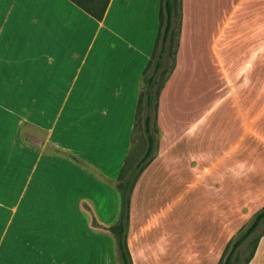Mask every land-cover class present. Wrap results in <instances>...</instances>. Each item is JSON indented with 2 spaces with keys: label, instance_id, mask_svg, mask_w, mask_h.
I'll return each instance as SVG.
<instances>
[{
  "label": "crops",
  "instance_id": "crops-1",
  "mask_svg": "<svg viewBox=\"0 0 264 264\" xmlns=\"http://www.w3.org/2000/svg\"><path fill=\"white\" fill-rule=\"evenodd\" d=\"M67 1L0 0V208L9 214L0 264H119L107 228L118 219L116 184L132 152L142 84L131 136H114L108 79L89 91L101 94L95 102L69 108L92 110L83 128L90 135L72 134L79 112L62 118L67 101L59 100L67 60L60 45L79 25L66 19ZM114 1L100 26L109 28ZM182 8L156 155L130 199L133 264H216L227 220L238 221L241 206H264V0H183ZM20 60L27 71L15 73ZM119 87L130 93L131 81ZM248 264H264V236Z\"/></svg>",
  "mask_w": 264,
  "mask_h": 264
},
{
  "label": "rangeland",
  "instance_id": "rangeland-1",
  "mask_svg": "<svg viewBox=\"0 0 264 264\" xmlns=\"http://www.w3.org/2000/svg\"><path fill=\"white\" fill-rule=\"evenodd\" d=\"M155 2L157 0H115L109 17L105 21L109 28H105L100 26L98 20L67 1L69 7L66 9L65 17L70 22L79 23V25L71 29L67 28L65 44L60 45V50L65 53L67 60L63 72V76L65 75L64 92L59 94V100L62 102L65 99L67 101L65 116L62 118H66L69 111L79 112L77 114L79 125L74 131L72 130L73 135L82 132L90 135L88 127L86 130L83 128H86L87 117L92 110H69V108L73 102L81 105V107L88 100L95 102L101 94L96 93L94 95V92L89 91L95 88L99 90L100 82L108 79L112 84V98L107 93L106 100L111 101L112 106L110 105L111 107L108 106L105 109L112 108L110 110H112L114 136H131L133 108L140 91L141 74L146 65L144 56L153 53L159 27L160 3L158 6L156 3L155 6ZM144 4L147 5L148 10L142 13L139 9ZM176 41L175 37L171 46L172 49L169 50V61L165 72L169 71L172 66V55ZM33 47V54H40V50L35 48L38 46ZM226 51L233 53V45H227ZM76 55L82 56V58L87 55L86 63L82 64L81 58H75ZM32 67L33 69L41 68V63H34ZM19 70L27 71L23 69L21 60L14 72H19ZM32 79L33 82H37L39 78L34 76ZM61 80L63 81V77ZM13 81L14 85H18V77H14ZM128 81H131L132 90L130 93H124L125 91H121L119 85H124ZM0 84L4 83L0 81ZM39 84H41L40 80ZM33 96L40 101L41 93L34 92ZM51 102L53 103V101ZM97 111L100 112V110ZM138 115L133 148L126 169L129 166H135L143 158L147 149V139L143 126L144 107L139 110ZM152 124L153 135L157 139L158 131L155 123ZM116 174L117 172L114 175ZM241 208H243L242 216L238 221L227 220L226 246L232 238L238 235L241 229L250 224L253 215L262 206H254L252 210H249L248 206H241ZM253 211L255 212L253 213ZM8 217L7 211L0 208L1 228L5 227ZM197 223L195 221V225ZM262 234H264V222L249 241L240 247L237 255L238 260L234 264H244L253 249L254 240ZM219 261L216 264H219Z\"/></svg>",
  "mask_w": 264,
  "mask_h": 264
},
{
  "label": "trees",
  "instance_id": "trees-1",
  "mask_svg": "<svg viewBox=\"0 0 264 264\" xmlns=\"http://www.w3.org/2000/svg\"><path fill=\"white\" fill-rule=\"evenodd\" d=\"M84 12L102 21L111 0H69ZM182 1L183 0H160L159 27L151 59L143 71L141 84L142 90L139 96L136 123L139 117V110L144 107V133L147 139V149L143 158L135 165L126 169L127 162L121 171L116 189L119 193L120 206L116 223L107 230L114 236L116 259L119 264H133L127 241V228L130 214V199L134 185L144 168L153 160L156 155V138L153 135L152 123L157 125V114L159 99L175 65L176 55L179 49L182 29ZM176 46L172 55V66L165 72L168 63L169 50L172 49L174 38ZM167 55V56H166ZM131 155V154H130ZM130 157V156H129ZM264 222V207L259 209L252 218L250 224L241 229L238 235L232 238L226 246L219 264H234L238 260L237 255L240 247L249 241L260 225ZM264 234L259 235L252 244V250L244 264H248L256 252L257 245Z\"/></svg>",
  "mask_w": 264,
  "mask_h": 264
}]
</instances>
